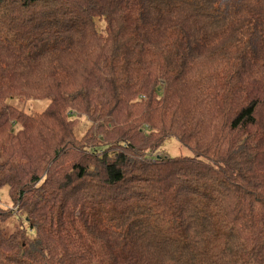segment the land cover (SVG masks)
<instances>
[{
  "label": "trees",
  "instance_id": "trees-1",
  "mask_svg": "<svg viewBox=\"0 0 264 264\" xmlns=\"http://www.w3.org/2000/svg\"><path fill=\"white\" fill-rule=\"evenodd\" d=\"M5 188L0 264H264V0H0Z\"/></svg>",
  "mask_w": 264,
  "mask_h": 264
},
{
  "label": "rangeland",
  "instance_id": "rangeland-1",
  "mask_svg": "<svg viewBox=\"0 0 264 264\" xmlns=\"http://www.w3.org/2000/svg\"><path fill=\"white\" fill-rule=\"evenodd\" d=\"M13 105L21 109L26 113H43L50 105V100H31L24 103H20L18 99L11 102ZM91 127V122L87 117H81L78 121L76 128V135L78 138H82ZM156 157H185L192 156L191 152L180 145L175 139H169L163 145V147L156 153ZM0 204L2 208H11L13 206L12 201L8 195V189L5 188L0 191ZM13 222V220H12Z\"/></svg>",
  "mask_w": 264,
  "mask_h": 264
},
{
  "label": "built area",
  "instance_id": "built-area-1",
  "mask_svg": "<svg viewBox=\"0 0 264 264\" xmlns=\"http://www.w3.org/2000/svg\"><path fill=\"white\" fill-rule=\"evenodd\" d=\"M144 98V97H143Z\"/></svg>",
  "mask_w": 264,
  "mask_h": 264
}]
</instances>
